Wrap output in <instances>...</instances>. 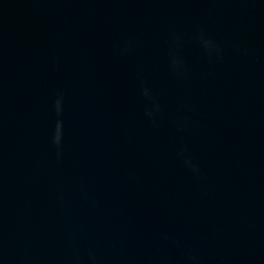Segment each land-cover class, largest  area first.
I'll return each mask as SVG.
<instances>
[{
    "label": "water",
    "instance_id": "95a60500",
    "mask_svg": "<svg viewBox=\"0 0 264 264\" xmlns=\"http://www.w3.org/2000/svg\"><path fill=\"white\" fill-rule=\"evenodd\" d=\"M0 264H264V0H0Z\"/></svg>",
    "mask_w": 264,
    "mask_h": 264
}]
</instances>
